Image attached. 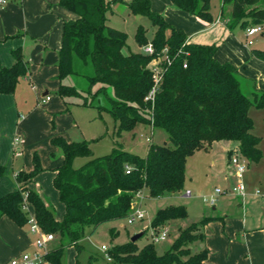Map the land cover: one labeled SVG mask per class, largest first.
Listing matches in <instances>:
<instances>
[{
	"label": "trees",
	"instance_id": "1",
	"mask_svg": "<svg viewBox=\"0 0 264 264\" xmlns=\"http://www.w3.org/2000/svg\"><path fill=\"white\" fill-rule=\"evenodd\" d=\"M171 1L190 15L213 21L211 0ZM117 2L127 3L131 13L147 16L156 27L152 38L142 24L135 34L140 47L152 43L153 54L131 50L127 32L107 23V14ZM60 3L77 17L64 24L57 64L61 81L57 94L64 100L79 97L82 106L109 112L118 123L119 135L144 122L165 130L168 139L166 143H152L145 157L121 146L109 154L92 157L87 140L68 141L58 135L52 139V145L64 160L54 169V187L64 205L63 218L58 219L54 207L31 187L35 176L44 170L38 152L33 155V170L18 172L20 188L0 197V218L6 215L20 226H27L29 212L24 206L28 204L44 231L67 234L79 248L86 227L95 231L103 223L128 218L132 211L142 207L147 197L161 198L181 191L188 157L199 149H208L215 141L237 142L245 158L259 161V138L252 132L254 123L249 110L253 105L264 106V90L255 89L252 95L246 94L238 69L216 58V44L189 42L183 29L153 10L151 0H60ZM225 6L231 7L229 26L261 25L264 35V0H223L222 14ZM253 53L264 61V49L254 48ZM13 54L15 63L0 68V94L15 93L21 79L29 75L22 49L14 50ZM158 56L162 60V77L155 99L147 101L155 83L150 64ZM75 57L85 64L90 60L94 66V74L85 75L89 81L86 93L64 82L78 74ZM233 152L229 151V157ZM79 156L92 158L75 167L74 160ZM3 171L4 167L0 166V173ZM187 217L184 205L160 208L151 225L159 233L166 225L176 223L178 235L171 246L160 252L155 242L140 247L137 241L129 240L109 248L111 261L114 264H207L209 247L204 244L194 250V246L206 242L204 229L218 217L204 215L187 226L178 224ZM62 252L63 247L54 248L45 260L62 264ZM86 264H95L94 257Z\"/></svg>",
	"mask_w": 264,
	"mask_h": 264
},
{
	"label": "crops",
	"instance_id": "2",
	"mask_svg": "<svg viewBox=\"0 0 264 264\" xmlns=\"http://www.w3.org/2000/svg\"><path fill=\"white\" fill-rule=\"evenodd\" d=\"M151 3L153 10L186 32L189 42L216 44V58L238 69L242 89L246 84L251 93L255 89L264 90V61L253 53L252 47L259 40L254 39L249 45L248 28L228 25L229 18L222 14V1L216 18L212 14V22L184 12L171 0H151ZM76 17L60 0H8L6 6H0V68L15 63L13 51L18 48L22 49L29 66V75L21 79L15 93L0 94V166L4 167L0 173V197L20 188L17 174L33 170V155L38 152L44 170L35 176L31 187L47 204L60 208L63 215L64 205L54 187V169L63 163L64 157L59 156L52 139L62 135L68 141L86 140L85 132L79 129L83 113L80 108H91L80 102L71 106L57 94L61 84L57 64L64 24ZM69 77L64 80L67 84H71ZM224 142L229 145L228 153L238 148L237 142ZM224 179L227 180V176ZM229 185L225 189L229 190ZM247 188V195L240 196L241 210L231 199L232 194L225 193L223 195L229 197L224 199L220 212L214 208V214H207L218 217L204 229L205 245L210 249L207 264H264V198L260 199L261 206L251 200L253 192L248 185ZM29 208L33 212V207L29 205ZM35 238L28 225L20 226L10 217L2 216L0 264H7L34 249Z\"/></svg>",
	"mask_w": 264,
	"mask_h": 264
},
{
	"label": "rangeland",
	"instance_id": "3",
	"mask_svg": "<svg viewBox=\"0 0 264 264\" xmlns=\"http://www.w3.org/2000/svg\"><path fill=\"white\" fill-rule=\"evenodd\" d=\"M221 1L223 0L211 1L214 17L220 12ZM112 7L113 11L111 10L107 14V23L112 27L127 32V42L131 50L142 51V47L138 45L135 39L137 27L142 24L148 28L147 34L149 38L153 37L156 27L152 25L147 16L131 13L128 4L125 2L114 3ZM224 15L231 19L230 6H225ZM238 28L242 31L241 26H238ZM251 38L259 40L252 47L264 49L262 32ZM74 67L78 74L70 76L69 81L86 93V90L89 88V81L85 75H93L94 66L90 60L85 64L80 58L76 57ZM98 86L99 84L95 85L94 90ZM243 91L248 95H252L250 86L246 84L243 86ZM110 92H112V89H110ZM66 99L71 106L78 105L74 104L75 102H82V99L79 97H68ZM80 109L83 111V117L82 115L80 116L81 125L79 129L85 132L86 140L93 151L92 157L109 154L115 147L120 146L125 150L145 157L152 143H164L168 139L165 130L154 128L152 124L144 122L139 123L133 130L123 131L119 135L118 123L109 112H99L94 107H82ZM249 114L254 123L252 132L259 138L261 158L257 162H251L246 158L248 167L245 172L244 181L249 186V191L253 192L251 200L258 201L257 203H260L262 206L263 201L260 199L264 198V106L258 107L253 105L249 110ZM147 137L151 139L148 141ZM227 145L228 143L224 141L216 142L212 146H209L208 149L202 148L190 155L186 164V180L183 189L161 198L147 197L142 205V209L145 211L144 219H136L132 223H129L127 218L114 220L101 224L95 231L91 227H86L85 235L79 241V248L71 242L67 234L54 233L55 239L49 245V252L54 248L63 247L61 255L62 264H86L91 256L94 257L95 264H114L107 259V251L102 248L103 245L111 248L114 245L125 243L131 240L133 235L144 230H146V233L137 240L138 245L143 247L150 242H155L154 236L158 231L152 227L151 222L160 208L171 204L187 207L188 217L178 221V224L182 226H187L194 221H198L204 214H214V208H217L218 212H220L219 210L225 205L224 199H227L229 196L219 195L216 206H211L204 202L203 198L214 194L217 187L225 189V186L229 184L232 186L236 180L234 168L231 163H228L231 156L229 157L227 151L229 145ZM233 150V154L238 152V148H234ZM60 153L59 156L61 155ZM92 157H76L73 164L75 167H80ZM220 173L225 175H220ZM225 176H227V180L224 179ZM187 190H191L193 194L190 196L186 195ZM230 197L235 202V205L239 206V210H241L242 198L233 194ZM60 203L62 204V202ZM53 206L56 217L58 216L59 219H62L64 216L62 210L56 208V205ZM164 228L169 229L168 237L166 240L155 242L160 252L171 246L178 235L176 223H170ZM162 230L160 229L159 231ZM204 244L200 242L196 243L194 250H199ZM34 251H36V247L29 250V252ZM41 264L51 263L45 260Z\"/></svg>",
	"mask_w": 264,
	"mask_h": 264
},
{
	"label": "built area",
	"instance_id": "4",
	"mask_svg": "<svg viewBox=\"0 0 264 264\" xmlns=\"http://www.w3.org/2000/svg\"><path fill=\"white\" fill-rule=\"evenodd\" d=\"M7 4H8V0H0V6L4 7ZM260 32H262L261 25L251 26L247 29L249 45H252L254 43V40L251 37ZM142 51L147 54H153L154 46L152 45V43H149L148 45L142 47ZM161 62H162L161 57L158 56V57H155L150 64V68L152 69L154 73L155 83H154L152 90L146 97L147 101H151V100L153 101L155 99V95L158 90L159 82L161 81V77H162ZM150 139H151L150 137H147L148 141ZM230 163L234 168V177L236 180L232 184V186L229 188V190L221 189L217 187L215 189L214 194L210 196H205L203 198L204 202L210 204L211 206H215L217 204L218 196L221 194L231 193L233 195L244 197L248 193V188L244 181L245 172L248 167L247 159L238 150L237 153L232 154L230 158ZM128 172H130V168L128 169ZM186 195L188 196L192 195V191L187 190ZM24 208L28 210L29 212L28 226H29L30 232L36 236L35 238L36 251L26 252L20 257L13 258L7 264H41L43 261H45V256L49 252L50 243L55 239L54 233L46 232L43 230L34 212H31L29 205L26 204ZM144 217H145V211L140 206L136 208L134 211H132V213L127 219L129 223H132L136 219H144ZM168 234H169V229L164 228L162 231H160L154 236V241L160 242V241L166 240V238L168 237ZM102 248L107 251V259L111 261L112 257L108 253V250L110 247L103 245Z\"/></svg>",
	"mask_w": 264,
	"mask_h": 264
},
{
	"label": "water",
	"instance_id": "5",
	"mask_svg": "<svg viewBox=\"0 0 264 264\" xmlns=\"http://www.w3.org/2000/svg\"><path fill=\"white\" fill-rule=\"evenodd\" d=\"M166 143V142H165ZM144 235V231H141V232H139V233H137V234H135V235H133L132 237H131V240L132 241H137L140 237H142Z\"/></svg>",
	"mask_w": 264,
	"mask_h": 264
}]
</instances>
